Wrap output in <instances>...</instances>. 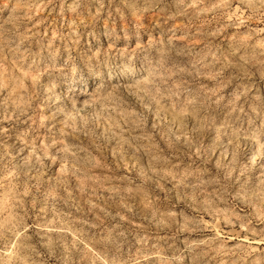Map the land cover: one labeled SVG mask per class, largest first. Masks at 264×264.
<instances>
[{"label":"rangeland","instance_id":"1","mask_svg":"<svg viewBox=\"0 0 264 264\" xmlns=\"http://www.w3.org/2000/svg\"><path fill=\"white\" fill-rule=\"evenodd\" d=\"M0 264H264V0H0Z\"/></svg>","mask_w":264,"mask_h":264}]
</instances>
